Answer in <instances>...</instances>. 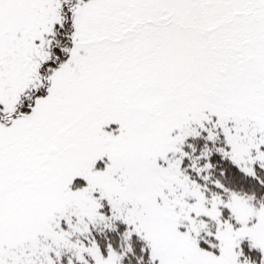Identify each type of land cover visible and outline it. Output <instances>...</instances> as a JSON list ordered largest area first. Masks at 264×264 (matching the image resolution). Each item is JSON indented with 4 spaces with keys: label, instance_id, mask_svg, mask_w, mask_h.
I'll return each mask as SVG.
<instances>
[{
    "label": "snow or ice",
    "instance_id": "snow-or-ice-1",
    "mask_svg": "<svg viewBox=\"0 0 264 264\" xmlns=\"http://www.w3.org/2000/svg\"><path fill=\"white\" fill-rule=\"evenodd\" d=\"M0 264H264V0H0Z\"/></svg>",
    "mask_w": 264,
    "mask_h": 264
}]
</instances>
